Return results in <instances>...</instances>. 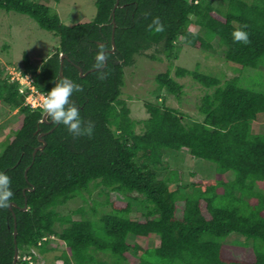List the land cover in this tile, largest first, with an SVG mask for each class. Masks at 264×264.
Masks as SVG:
<instances>
[{"label": "trees", "instance_id": "1", "mask_svg": "<svg viewBox=\"0 0 264 264\" xmlns=\"http://www.w3.org/2000/svg\"><path fill=\"white\" fill-rule=\"evenodd\" d=\"M115 2L95 0L90 22L66 26L42 4L0 0V10L25 15L59 38L50 57L34 64L24 53L23 67L16 70L29 74L41 93L63 78L80 85L84 91L74 92L71 101L82 120L94 124L91 138H73L62 124L41 123L42 110L24 104L29 91L0 78V105L19 112L13 134L0 144V173L11 180L9 204L14 205L0 209V264H12L15 247L16 264H28L24 256L38 264L35 253L58 252L62 246L55 255L62 264H264V132H252L253 124L264 119V91L243 88L238 78L221 82L177 67L175 77L189 76L205 89L213 88L196 105L201 120L165 106L162 92L180 100L183 90L169 70L154 78L156 101L144 104V121L130 119L120 99L123 70L134 57L154 49L176 59L177 41L203 51L212 50L216 41L226 63L264 67V0H118L111 53ZM154 17L160 18L163 32L148 30ZM241 25H247V45L232 40L231 33ZM100 46L107 60L97 69ZM60 55L66 56L62 78ZM100 72L105 79L97 78ZM40 133H47L42 137L46 145L33 158ZM172 151H187L210 163L214 178L185 183L176 171L159 178L166 169L163 155ZM98 188L107 211L97 214L94 207L95 218H87L77 209L72 212L80 215L77 220L71 213L61 214L69 201ZM134 207L139 216L132 219ZM230 235L252 245L226 241ZM152 236L158 237L157 246L127 242ZM133 251L140 252L138 260Z\"/></svg>", "mask_w": 264, "mask_h": 264}, {"label": "rangeland", "instance_id": "2", "mask_svg": "<svg viewBox=\"0 0 264 264\" xmlns=\"http://www.w3.org/2000/svg\"><path fill=\"white\" fill-rule=\"evenodd\" d=\"M30 2L42 4L48 7L53 14L59 16L61 22L66 26L75 24H83L90 22L96 14L94 5L95 0H27ZM216 5V2H214ZM198 31L197 27L192 29ZM59 38L50 32L42 30L32 19L25 15L14 12H5L0 10V78H7L10 83L14 81L20 82L21 89H27L28 82L21 75V70H16V66L20 69L23 67L22 57L26 53L29 60L36 64L47 57H50L56 50ZM213 49L210 51L196 50L184 46L180 41L176 42L179 50L176 51L177 58L169 60L160 52L149 49L144 55H136L134 63L130 67L124 68V86L121 87L120 99L125 102L129 109V117L133 121L140 123L147 119L148 114L145 110V103H155L154 91L157 88L155 76L166 71H170L171 77L183 86L180 100L162 92L164 104L168 108L178 109L186 116L201 120L196 105L203 95L211 93L212 89H205L195 82L191 77L184 78L175 77L177 67L187 70H197L198 72L219 79L221 82L233 78L239 79V85L243 88L256 91H264V67L258 69L242 68L238 65L226 63L222 50L217 48L216 41L212 42ZM154 55L157 59L149 58ZM29 76V75H28ZM31 77V76H30ZM29 77V78H30ZM32 78V77H31ZM30 86V85H29ZM158 101V100H157ZM161 101V100H159ZM19 120V112L10 109L7 105H0V144L6 138L13 134ZM142 125L135 127L137 134L141 133ZM253 133L264 132V119H259L252 126ZM163 167L159 171V178L169 175L170 171H176L181 180L190 183L195 180L214 178V166L208 162H204L193 158L187 151H172L163 155ZM99 188L92 191L91 195H85L84 198H76L69 201L61 208L62 215L72 214L74 210L82 209L86 212L87 218H95L91 210L95 207L97 214L102 211L101 203L104 201V195L101 194ZM139 216V212L133 208L130 217L132 219ZM80 218L79 214H72V219ZM226 241H233L240 244L247 242L251 246V241H246L238 235H230ZM127 242L131 245H139L140 247L148 244L157 246L158 237L152 236L150 241L144 239L129 238ZM63 247V246H62ZM62 247H59L61 251ZM58 252L47 253L45 255L35 253L38 264H62L60 260H55ZM139 251H133L132 255L138 260ZM25 261L30 264L34 261L24 256ZM126 264H134L127 262Z\"/></svg>", "mask_w": 264, "mask_h": 264}, {"label": "clouds", "instance_id": "3", "mask_svg": "<svg viewBox=\"0 0 264 264\" xmlns=\"http://www.w3.org/2000/svg\"><path fill=\"white\" fill-rule=\"evenodd\" d=\"M247 25L237 27L232 33L233 43L247 45L251 41L249 33L245 30ZM148 30L153 33H161L165 30L159 17H154L148 25ZM107 60V54L103 46L99 47L95 56L94 67L101 69ZM29 81L28 77H23ZM98 79L106 78V73L100 72ZM84 89L74 84L68 78L58 80L54 86L47 92L42 94V103L40 108L46 118H50L52 123L62 124L73 138L87 136L92 137L94 133V124L91 121L85 123L81 116L78 107L71 101L74 92H83ZM11 180L4 174L0 173V209L7 208L9 201L13 195L11 191Z\"/></svg>", "mask_w": 264, "mask_h": 264}, {"label": "water", "instance_id": "4", "mask_svg": "<svg viewBox=\"0 0 264 264\" xmlns=\"http://www.w3.org/2000/svg\"><path fill=\"white\" fill-rule=\"evenodd\" d=\"M117 5H118V0H116L115 4H114V6H113V9H112V11H111V19H112V23H113V29H112V33H111V45H112V48H111V50H108V52H111V53H113L114 50H115V44H114V29H115V24H114V13H115V9L117 8ZM65 58H66L65 55H60V61H59V77H61V78L63 77V75H62V71H63L62 67H63V60H64ZM105 65H106V62H105V64H104V66H105ZM104 66H103L102 68H104ZM77 69H78L79 75H80L81 77H84V76L86 75V74H83V73H82V69H80L79 67H77ZM93 70H95V69H91V70H89V71H87V72H92ZM40 122H41V123H47V124H51V123H52L51 120H49V121L47 120V118L45 117L44 114H42V118H41ZM52 130H53V129H51L48 133L52 132ZM45 134H47V133H40V134H38V136H37V140H38V142L40 143V145L37 146V147L33 150V153H32L33 158H34L35 154H36L38 151H42V150L44 149L46 143L44 142V140L42 139V137H43ZM27 170H28V168H27V169L25 170V172H24V177H25V179H26V173H27ZM12 206H14V205H13L12 203H10L9 206H8V208L11 210V207H12ZM22 210H23V211L26 210V200H25V206H24V208H22ZM12 215H13V220H14V222H15V215H14V213H12ZM16 235H17V231H16V227H15V223H14V231H13L14 243H16V240H15ZM17 260H18V252H17V248L15 247V248H14V255H13V259H12V264H16V263H17Z\"/></svg>", "mask_w": 264, "mask_h": 264}, {"label": "built area", "instance_id": "5", "mask_svg": "<svg viewBox=\"0 0 264 264\" xmlns=\"http://www.w3.org/2000/svg\"><path fill=\"white\" fill-rule=\"evenodd\" d=\"M28 75L29 74H26L24 76L21 75L22 77H28V79H30V82H28V87H27V90L29 91V93L25 98L24 104H25V106L29 107L32 110H35L38 108L41 109L40 104L42 103V98H43L42 94H44V93L39 92L35 88V86L32 83L33 82L32 78L30 77V75L29 76ZM19 84H20V82H19ZM23 260H25L24 257H23ZM30 264H32V262Z\"/></svg>", "mask_w": 264, "mask_h": 264}]
</instances>
